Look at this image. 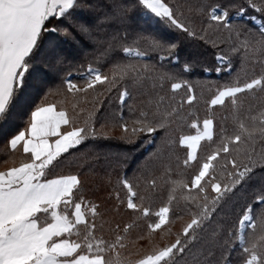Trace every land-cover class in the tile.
<instances>
[{
    "label": "snow or ice",
    "instance_id": "1",
    "mask_svg": "<svg viewBox=\"0 0 264 264\" xmlns=\"http://www.w3.org/2000/svg\"><path fill=\"white\" fill-rule=\"evenodd\" d=\"M0 137V264H264V0H0Z\"/></svg>",
    "mask_w": 264,
    "mask_h": 264
},
{
    "label": "trees",
    "instance_id": "2",
    "mask_svg": "<svg viewBox=\"0 0 264 264\" xmlns=\"http://www.w3.org/2000/svg\"><path fill=\"white\" fill-rule=\"evenodd\" d=\"M181 57V64L184 60H191L193 63V70L191 74H186L185 78L190 81H216L217 79H221V77H217L215 73L201 75L203 72L204 67H211L214 62V57L212 55V50L209 49H197V48H190L185 47L182 48L180 51ZM177 71H179V67H177ZM183 92V90H182ZM196 92L198 96H203L198 103L194 105L193 111L196 115L199 116L200 120L202 121L205 115L208 112L206 105L204 104V99L211 95V93L207 90V88L201 89L199 84H197ZM113 101L115 102V93H113ZM86 115V114H85ZM228 115L227 109H219L215 112L216 122H221V119ZM230 118V117H229ZM183 132L194 134L195 130L191 129L188 126L183 127ZM118 134V133H117ZM159 142V141H158ZM97 152L99 153V159L93 160L89 159L88 163L92 164L93 167L88 169L86 166L81 169V179L85 181L86 188L90 189L87 195L92 196V191L99 189L96 192L97 196H100L102 192H104L109 185L107 184V178L110 175L113 183L116 181L117 175L127 173L129 176H132L133 171L137 168V166L143 161L144 156L147 155V150H151L149 145H144L139 151L132 153L126 160L123 156L119 157L120 164L109 163V161H113L115 157L109 156L108 160H105V154L109 151V149L116 153L120 151L125 146L121 144L118 140H110V141H99ZM204 142H202L203 144ZM5 141L3 137H0V160L4 159V152H5ZM179 154L181 158L183 157L184 153L183 150H179ZM6 165L0 164V168L5 167ZM77 171L75 166L69 168L65 167L63 169L64 173H70ZM159 206V199H157L153 207ZM119 219V217H118ZM124 220H128L127 215H123ZM186 219V217H185ZM182 221H176L175 225L172 226V233L173 235L169 237V239L175 238V233L179 231ZM137 230H133V235L136 234ZM143 243L147 244V241Z\"/></svg>",
    "mask_w": 264,
    "mask_h": 264
}]
</instances>
